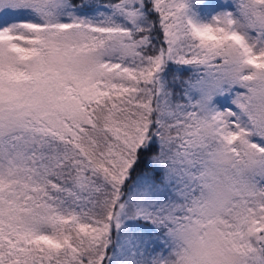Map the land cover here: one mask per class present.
I'll return each mask as SVG.
<instances>
[{"label":"snow or ice","instance_id":"obj_1","mask_svg":"<svg viewBox=\"0 0 264 264\" xmlns=\"http://www.w3.org/2000/svg\"><path fill=\"white\" fill-rule=\"evenodd\" d=\"M0 264H264V0H0Z\"/></svg>","mask_w":264,"mask_h":264}]
</instances>
